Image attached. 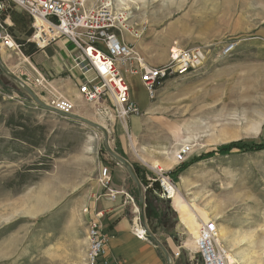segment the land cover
Instances as JSON below:
<instances>
[{"label":"rangeland","instance_id":"obj_1","mask_svg":"<svg viewBox=\"0 0 264 264\" xmlns=\"http://www.w3.org/2000/svg\"><path fill=\"white\" fill-rule=\"evenodd\" d=\"M100 1L85 0V4ZM110 1L125 12L130 26L118 35L131 40L130 33L143 28L145 34H172L180 46L174 43L168 48L167 60L173 46H208L209 54L203 68L167 80L153 100L133 83L134 98L150 102L131 121L121 124L97 114L79 116L103 126L110 150L122 157L117 150L125 146L126 158H122L138 163L147 172L153 165H144L140 154L144 158L154 154L161 161L171 156L174 164L162 171H168L181 206L189 213L183 218L184 213L176 210L168 197V206L177 218V242L161 230L154 234L149 230L168 252L166 239L170 238L176 248L182 246L179 257L183 259L184 248H194L191 241L196 236L185 222H195L198 229L209 222L215 228L218 247L224 255L233 256L234 264H264V151L215 155L193 163L175 177L171 175L180 165L173 152L181 144L193 146L186 161L190 162L229 142L264 143V0ZM12 12L27 22L20 10H11L10 19ZM12 26L17 38H25L13 21ZM28 26L30 29V20ZM231 41L236 43L234 51L216 59L217 50ZM39 53L28 61L46 74L42 64L49 62ZM5 54L0 53V61L8 72L32 74L21 56L13 51ZM83 107L94 112L85 103ZM110 122L123 127L124 135ZM18 125L26 129V136L37 147L13 137L23 132ZM103 142L99 130L34 104L0 67V264H86L89 220L95 217L108 190L127 192L131 179L104 149ZM103 168L110 173L108 190L101 182ZM115 168L125 172L126 186H111ZM119 198L123 204V195ZM134 202L140 215L141 209ZM125 206L132 221L134 210ZM97 264L104 263L99 259Z\"/></svg>","mask_w":264,"mask_h":264},{"label":"built area","instance_id":"obj_2","mask_svg":"<svg viewBox=\"0 0 264 264\" xmlns=\"http://www.w3.org/2000/svg\"><path fill=\"white\" fill-rule=\"evenodd\" d=\"M11 10H20L30 19L31 33L24 44H19L11 32ZM126 21L125 12L113 7L110 0H101L89 6L85 0H0V51H13L28 60L29 57L22 53L25 44H34L36 49L42 51L63 42L67 58L62 77L74 83L80 100L91 106L97 116L125 123L130 117L142 113L132 98L131 78H137L149 100H153L158 87L167 80L184 77L203 68L209 54L208 46L186 49L173 46L169 49L165 64L151 66L117 34L128 29ZM235 46L236 43L232 41L222 45L216 52V59L229 56ZM27 64L32 74L19 72L17 76L25 74L27 81L21 80L17 88L27 86L51 111L64 118L74 114L75 104L53 85V75L42 73L30 62ZM192 153L193 146L184 143L173 152V159L177 164H182ZM158 168H149L154 176L152 181L158 182L161 197L168 199V186L174 185L167 176L168 171L163 172ZM109 174L107 168L102 169L101 182L107 190ZM119 195L124 197L123 204L130 205L136 214L132 221V233L139 240L148 241L149 228L141 222L133 197L123 190H108L104 194L110 201H116ZM94 215L87 229L86 264H97L106 253L107 240L102 234L104 215L101 211ZM181 247L171 254V260L180 256ZM186 252L191 262L228 264L224 252L216 243L215 228L209 222L199 227L193 252Z\"/></svg>","mask_w":264,"mask_h":264},{"label":"crops","instance_id":"obj_3","mask_svg":"<svg viewBox=\"0 0 264 264\" xmlns=\"http://www.w3.org/2000/svg\"><path fill=\"white\" fill-rule=\"evenodd\" d=\"M128 27V31L130 26L126 23ZM145 28L139 30L138 33L133 34L131 31V35L133 38H129V36H120L121 39L125 40L127 43L131 44L133 48L145 58L147 63L151 66H160L166 63L168 48L176 43H179L172 37V34L164 33L163 31H155L152 33L145 34L147 30ZM145 31V32H144ZM146 35L143 37V35ZM178 39V38H177ZM162 40V41H161ZM63 42H58L56 45L47 48L45 50L40 51L39 54H42L46 60L49 62L47 64H42V67L46 69L45 71L51 73L56 76L52 79L53 85L57 88V90L66 98L73 101L75 104V113L76 115L87 114V116H94L95 113L86 110V107H83V102L80 100L76 87L71 80H68L62 75L64 74V67L66 65V61L63 59ZM180 46V45H179ZM68 47V45H67ZM70 48V47H69ZM186 48V47H181ZM37 55V54H36ZM51 70V71H50ZM133 83L136 84L140 90L143 92V87L137 78H131V90ZM132 92V98L136 102L138 108L141 112H143V108L146 107L149 100H145V102L137 101L134 98V93ZM134 117V116H132ZM132 117L128 120L131 121ZM111 121V120H110ZM118 123V122H116ZM112 124L110 122L111 127L119 128V124ZM113 125V126H112ZM122 135H124V128L120 126ZM121 139V136H119ZM143 144V136H141ZM123 145H124V139ZM125 153L126 148H121ZM141 150H143V146H141ZM146 150V149H145ZM142 161H144V165L150 164L152 168L154 166L160 167L162 170H168L172 167L174 162L171 160V156L169 155L165 161H161L158 159L156 155H151L149 158H144L143 154H140ZM152 163V164H151ZM115 173L112 176V185L111 186H126L127 185V176L125 172L115 168ZM151 173V172H150ZM152 174V173H151ZM150 177H148L149 179ZM181 184H185V180L181 177ZM123 190V189H122ZM128 192V191H127ZM121 198V197H120ZM117 197L116 201H110L103 196L101 200V204L99 205V210L103 213L102 218V234L105 236L107 242L105 245L106 253L105 256L101 259L106 264H166L165 258L163 259L159 254V249L155 245L153 241H143L139 240L134 236L131 230L132 221L134 218V214L131 218L126 214V206L122 204V200ZM120 199V201H119ZM173 201V200H172ZM177 210V209H176ZM175 210V211H176ZM139 217H141L139 215ZM183 220V219H182ZM181 220V221H182ZM183 223V222H182ZM181 223V224H182ZM180 224V225H181ZM178 233V232H177ZM167 247L169 248L171 254L177 251L173 241L168 238L166 239ZM185 247V245L183 246ZM188 251H193V249H189L187 247L184 248ZM161 251V250H160ZM162 252V251H161ZM163 254V253H162ZM164 256V255H163ZM184 258L172 260V264H193V262L188 260L187 252L182 255ZM180 258V257H179Z\"/></svg>","mask_w":264,"mask_h":264},{"label":"trees","instance_id":"obj_4","mask_svg":"<svg viewBox=\"0 0 264 264\" xmlns=\"http://www.w3.org/2000/svg\"><path fill=\"white\" fill-rule=\"evenodd\" d=\"M26 15V14H25ZM27 17V22L25 21L23 16L16 12L11 13V19L17 28V31L20 34H23L25 38L20 39L17 38L14 33L13 29H11V32L13 33L14 37L16 38L17 42L19 44H24L25 39L27 36L30 35L31 30L29 29V17ZM38 52H40L34 44H25L22 47V53L26 55L27 57L31 58L32 56L36 55ZM10 123V122H9ZM17 127L23 129L21 133H15L14 138L18 139L24 143H27L33 147H37V144L32 142V140L26 136V129L23 128V126L18 125ZM234 151H237L238 153H257L264 151V143H255V142H243V141H233L229 142L227 144H222L218 147H216L214 150L208 151L204 154H201L197 158H194L190 162H184L180 164L176 169L175 172H172V176H176L178 173L183 172L185 169H187L190 165H192L195 162L201 161L205 158H209L215 155H228L233 153ZM117 153H119L122 157H125V153L123 150L120 148L117 150ZM131 167L134 171L135 176L137 177L139 183L142 185L144 189V206L141 209V222L145 223L147 227H149V230L151 233H157V230H161L164 233H167L171 238L177 242V237L174 231L177 218L175 214L172 212L171 208L168 206V199L166 198H161L162 195V190L156 181H152L153 176L150 172H147L145 168H142L138 163L133 162L130 163ZM38 169V168H35ZM148 177H150L148 179ZM129 187H127L128 194L131 195L136 203L139 205V195H138V190L135 187L133 181L129 179ZM132 210V208H131ZM126 214L127 216H130L131 213L129 214V211L126 209ZM133 215V212H132ZM149 239L150 241H153L151 238V235L149 234ZM159 249V254L161 257L164 259V256L162 252ZM170 253V252H169ZM171 255V253H170ZM180 259V258H179Z\"/></svg>","mask_w":264,"mask_h":264},{"label":"water","instance_id":"obj_5","mask_svg":"<svg viewBox=\"0 0 264 264\" xmlns=\"http://www.w3.org/2000/svg\"><path fill=\"white\" fill-rule=\"evenodd\" d=\"M0 67L1 69L3 70V72L10 78L12 79L13 81H15L16 83H19L21 80L22 81H27V75L25 74H22V75H19V76H15L14 74H11L10 72H8L2 65L1 61H0ZM23 89L24 91L26 92V94L28 96H30L34 102H36V104H38L40 107H43L45 109H48V110H51L48 106H46L44 103H42L40 101V99L38 98V96L35 95V93L30 89L28 88L27 86H23ZM41 96L43 94H40ZM68 118L71 119V120H74V121H79L87 126H90L92 128H95L97 130H99L103 136H104V142H103V147L104 149L116 160V162L118 164H120L122 167L125 168V170L127 171L129 177L131 178V180L133 181V183L136 185V188L138 190V195H139V205H140V208L142 209L144 204V189L142 187V185L139 183L137 177L135 176L134 174V171L131 167V164L126 161L125 159H123L122 157L118 156L117 154H115L113 151L110 150L109 148V145H108V133H107V130L103 127V126H100L94 122H91L89 120H87L86 118H83L79 115H76V114H70L68 115ZM144 224V222H143ZM151 235V238L153 239V242L155 243V245L157 247H159L164 255V258H165V262L166 264H172V260H171V255L170 253L167 251V249L164 247V245H162L158 240H156L153 235L150 233Z\"/></svg>","mask_w":264,"mask_h":264},{"label":"bare ground","instance_id":"obj_6","mask_svg":"<svg viewBox=\"0 0 264 264\" xmlns=\"http://www.w3.org/2000/svg\"><path fill=\"white\" fill-rule=\"evenodd\" d=\"M0 53L1 54H4V55H7V54H5V51L4 50H2L1 49V51H0ZM24 62H29L27 59H24ZM34 104H36V102H34ZM37 106H39L38 104H36ZM121 124H123V123H121ZM174 189H176V187L175 186H168V194H169V198L171 199V200H173V205L175 206V208L176 209H178V210H180V211H182L183 213H184V216H183V218H187V214L189 213L187 210H186V207H182L181 205H182V201H181V199H180V197L177 195V193L175 192V190ZM184 204V203H183ZM200 222V221H199ZM207 222V221H206ZM185 223H187L188 225H189V227L192 229V231L195 233V240H196V238H197V234H198V227H197V225H196V223L195 222H193V221H186ZM192 233V232H191ZM217 236V235H216ZM220 237V236H219ZM195 240H192L191 241V244H192V247H194L195 246ZM220 240V239H219ZM217 242H219L218 240H217V237H216V243ZM217 245H218V243H217ZM219 246V245H218ZM192 249H194V248H192ZM219 249H221L220 247H219ZM222 251H223V249H221ZM224 252V251H223ZM225 258H226V261H227V263L228 264H234V263H236V260L233 258V256L232 255H230V254H225Z\"/></svg>","mask_w":264,"mask_h":264}]
</instances>
